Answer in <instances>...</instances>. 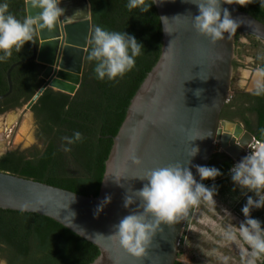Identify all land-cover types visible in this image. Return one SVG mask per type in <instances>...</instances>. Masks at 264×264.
<instances>
[{"label": "water", "instance_id": "obj_1", "mask_svg": "<svg viewBox=\"0 0 264 264\" xmlns=\"http://www.w3.org/2000/svg\"><path fill=\"white\" fill-rule=\"evenodd\" d=\"M153 1L162 24L161 55L113 136L99 194L0 171V208L67 227L98 247L92 264H175L216 142L221 153L240 160L255 139L222 112L230 97L235 33L264 41V22L237 0ZM24 8L35 32L29 31L32 55L7 70L9 89L0 100L13 90L12 70L35 60L44 83L25 104L31 109L47 88L68 94L79 88L92 17L89 0H24Z\"/></svg>", "mask_w": 264, "mask_h": 264}, {"label": "trees", "instance_id": "obj_2", "mask_svg": "<svg viewBox=\"0 0 264 264\" xmlns=\"http://www.w3.org/2000/svg\"><path fill=\"white\" fill-rule=\"evenodd\" d=\"M89 1L92 31L79 88L74 94L52 88L42 93L31 107L39 145L29 154L7 152L0 157V171L97 196L113 136L131 99L160 58L163 32L153 0ZM237 1L241 10L264 22V0ZM15 16L16 23L12 22ZM27 22L24 0H0V95L9 89L7 70L32 52L30 37L23 31ZM235 42L239 44L238 38ZM42 70L35 60L12 70L13 91L0 100V113L21 107L34 96L44 83ZM237 96L226 104L222 118H240L245 129L264 142V96ZM237 100L235 106L241 111L229 116L226 110ZM245 101L247 107L243 106ZM248 112L251 117H246ZM234 162L225 153L214 154L195 198L202 188L211 189L218 181L235 180L244 173H250V184H258L260 177L255 171L264 174V161L230 175ZM0 250L7 264H92L100 255L96 245L49 217L2 208ZM175 264L183 263L178 259Z\"/></svg>", "mask_w": 264, "mask_h": 264}, {"label": "rangeland", "instance_id": "obj_3", "mask_svg": "<svg viewBox=\"0 0 264 264\" xmlns=\"http://www.w3.org/2000/svg\"><path fill=\"white\" fill-rule=\"evenodd\" d=\"M236 38L239 44L235 42V66L227 104L236 95L252 93L264 80V41L237 32ZM33 114L24 104L0 115V157L10 151L29 154L39 145ZM233 122L244 126L238 117H233ZM236 143L241 146L239 137ZM263 144L255 138L244 146L238 155L244 160V166L238 167L235 164L237 158H233L235 162L230 175L248 169L252 163L263 162ZM220 151L218 141L214 154ZM217 162L216 159L213 161ZM255 174L260 177L257 185L250 184V173H244L235 180L218 181L211 189L204 187L196 198L194 196L179 245L178 259L183 264H261L264 255V174L259 170ZM0 264H7L1 250Z\"/></svg>", "mask_w": 264, "mask_h": 264}, {"label": "flooded vegetation", "instance_id": "obj_4", "mask_svg": "<svg viewBox=\"0 0 264 264\" xmlns=\"http://www.w3.org/2000/svg\"><path fill=\"white\" fill-rule=\"evenodd\" d=\"M18 18L15 16L14 17V19L12 20V22H14V23H16L18 20H17ZM10 23V22H9ZM23 31L24 32H26L28 35H29V37H30V41H31V45H32V39H31V34H30V32L29 31H33L34 32V29H33V26H32V23L31 22H27V25H26V27L23 29ZM32 32V33H33ZM35 33V32H34ZM31 49H32V47H31ZM29 52H31V51H29ZM28 52V53H29ZM30 55H29V57L32 55V52L31 53H29ZM28 57V58H29ZM263 74H264V72H263ZM13 91V90H12ZM12 93V92H11ZM250 93V92H249ZM249 93H244L243 94V96L244 95H246V94H249ZM252 93H254L255 95L257 94L258 96H264V80H263V83H262V85L260 86V87H257L254 91H252ZM240 96H242V94H239ZM9 96V95H8ZM237 96V95H236ZM238 97V96H237ZM246 97V96H245ZM244 97V98H245ZM236 104H238V100L237 101H235V103L232 105V106H230L229 108H227V112H228V114H230L229 116H234V114H237L236 112H238L239 110L241 111V108L239 107V108H237V106H235ZM239 106V105H238ZM243 106L244 107H247L248 106V101H245V103H243ZM0 107L2 108V103H0ZM226 107V106H225ZM225 109V108H224ZM243 109V108H242ZM244 110V109H243ZM2 114V112L0 113V115ZM248 114L250 115V113L248 112L247 113V115H246V117L248 116ZM35 115V114H34ZM248 117H251V116H248ZM252 117L253 118H256L253 114H252ZM230 121V120H229ZM232 122H233V120H231ZM243 123V122H242ZM245 126V125H244Z\"/></svg>", "mask_w": 264, "mask_h": 264}, {"label": "built area", "instance_id": "obj_5", "mask_svg": "<svg viewBox=\"0 0 264 264\" xmlns=\"http://www.w3.org/2000/svg\"><path fill=\"white\" fill-rule=\"evenodd\" d=\"M244 160H239V161H237L236 162V165L238 166V167H243L244 166Z\"/></svg>", "mask_w": 264, "mask_h": 264}, {"label": "clouds", "instance_id": "obj_6", "mask_svg": "<svg viewBox=\"0 0 264 264\" xmlns=\"http://www.w3.org/2000/svg\"><path fill=\"white\" fill-rule=\"evenodd\" d=\"M256 138V137H255ZM262 149L264 150V144L262 145ZM259 156H261V155H259ZM261 158H264V155L261 157ZM258 158H256L255 160H257ZM240 160H242V159H240ZM255 160H252V162H256ZM237 161H239V160H236V162ZM236 164V163H235Z\"/></svg>", "mask_w": 264, "mask_h": 264}, {"label": "bare ground", "instance_id": "obj_7", "mask_svg": "<svg viewBox=\"0 0 264 264\" xmlns=\"http://www.w3.org/2000/svg\"><path fill=\"white\" fill-rule=\"evenodd\" d=\"M10 119H11V118H10ZM236 138H237V137H236ZM229 143H230V142H229ZM261 148H262V147H261ZM233 150H234V149H233ZM233 150H232V151H233ZM258 153H260V152H258ZM259 155H260V154H259Z\"/></svg>", "mask_w": 264, "mask_h": 264}]
</instances>
